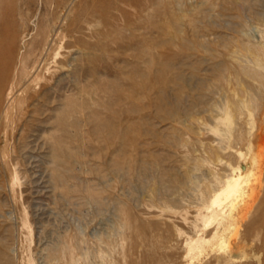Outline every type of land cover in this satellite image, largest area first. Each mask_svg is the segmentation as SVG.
Returning <instances> with one entry per match:
<instances>
[{"label":"rangeland","instance_id":"rangeland-1","mask_svg":"<svg viewBox=\"0 0 264 264\" xmlns=\"http://www.w3.org/2000/svg\"><path fill=\"white\" fill-rule=\"evenodd\" d=\"M252 59L264 0H0V257L216 264L186 237L195 186L243 161L237 131L264 116ZM226 102L246 104L236 131L213 132ZM248 210L240 230L262 243L264 183Z\"/></svg>","mask_w":264,"mask_h":264},{"label":"bare ground","instance_id":"bare-ground-1","mask_svg":"<svg viewBox=\"0 0 264 264\" xmlns=\"http://www.w3.org/2000/svg\"><path fill=\"white\" fill-rule=\"evenodd\" d=\"M181 17L182 15L174 17V22L178 23ZM258 61L252 59V66L256 69L246 66L243 67V72L253 78L263 75L264 67L258 66ZM245 105L243 102L239 105L226 102L222 111L215 117L216 126L213 132L236 131L237 118L241 117ZM97 127H106L111 134L116 131L109 123H100ZM237 132L240 135L236 136V140L232 142L235 149L228 158H242L243 161L226 162L222 166L221 175L223 176L210 171L212 183L203 184L201 189L199 185L195 186V189L197 187L198 190L207 192V198L203 199L201 207L195 209L191 222L193 232L186 237V240L190 239V246L196 248L197 255L210 253L215 258L216 264H264L262 262L264 261V238L262 243H259L240 230L241 221L264 183V151L259 160H256L253 154V139L264 137V116L257 125L256 131L250 130L251 135L247 133L248 131L238 130ZM196 169L198 170L199 167ZM255 174L257 176L251 182L250 177ZM187 176L191 179V175L187 174ZM120 224L123 225V223ZM210 224H214V227L209 229ZM214 243H216L215 246ZM3 256L0 257V264H9L3 260Z\"/></svg>","mask_w":264,"mask_h":264}]
</instances>
